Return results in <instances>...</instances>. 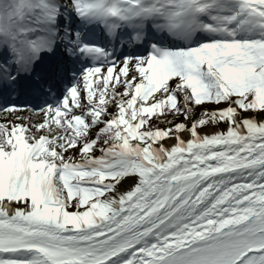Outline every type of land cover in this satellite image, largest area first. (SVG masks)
I'll list each match as a JSON object with an SVG mask.
<instances>
[{"label": "snow or ice", "instance_id": "obj_1", "mask_svg": "<svg viewBox=\"0 0 264 264\" xmlns=\"http://www.w3.org/2000/svg\"><path fill=\"white\" fill-rule=\"evenodd\" d=\"M0 101V264H264V0H0Z\"/></svg>", "mask_w": 264, "mask_h": 264}, {"label": "bare ground", "instance_id": "obj_2", "mask_svg": "<svg viewBox=\"0 0 264 264\" xmlns=\"http://www.w3.org/2000/svg\"><path fill=\"white\" fill-rule=\"evenodd\" d=\"M29 107L23 108L28 109ZM24 117L25 119L21 121L20 119H17V117ZM42 119V115L39 112H31L28 110L20 111L18 113L14 114H7L2 111H0V123L5 124H15V123H35ZM209 132L212 131V129H208ZM187 139V137H184ZM165 144H171V141H166Z\"/></svg>", "mask_w": 264, "mask_h": 264}, {"label": "rangeland", "instance_id": "obj_3", "mask_svg": "<svg viewBox=\"0 0 264 264\" xmlns=\"http://www.w3.org/2000/svg\"><path fill=\"white\" fill-rule=\"evenodd\" d=\"M160 127H162V128H163V127H165V125L161 124V125H160ZM165 142H166V141H165ZM165 142H164V143H165Z\"/></svg>", "mask_w": 264, "mask_h": 264}]
</instances>
